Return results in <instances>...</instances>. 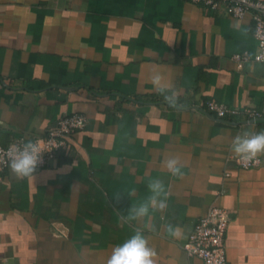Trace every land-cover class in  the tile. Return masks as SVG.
Masks as SVG:
<instances>
[{"label": "crops", "instance_id": "crops-1", "mask_svg": "<svg viewBox=\"0 0 264 264\" xmlns=\"http://www.w3.org/2000/svg\"><path fill=\"white\" fill-rule=\"evenodd\" d=\"M244 51L239 69L232 55ZM256 51L250 13L187 0H0V145L86 117L34 176L0 167V264H107L137 229L154 264H201L181 246L211 205L229 214L228 264H264V154L242 169L232 145L264 131ZM155 73L174 85L175 107ZM211 99L262 115L217 118ZM170 158L182 176L167 170ZM151 179L164 182L166 208L128 221Z\"/></svg>", "mask_w": 264, "mask_h": 264}, {"label": "built area", "instance_id": "built-area-1", "mask_svg": "<svg viewBox=\"0 0 264 264\" xmlns=\"http://www.w3.org/2000/svg\"><path fill=\"white\" fill-rule=\"evenodd\" d=\"M200 3L211 10H221L226 15L240 19L247 13L251 14L253 22V36L257 43V51L252 60L264 68V0H187ZM251 58L244 52L232 55V61L237 68H242L244 63ZM209 112L217 118H226L244 115L247 118H259L261 113L250 107L242 109L228 106L213 99L206 102ZM86 117L81 113H73L59 117L43 136L32 138L20 137L6 146L0 145V167L8 166L9 152L16 146L31 140L37 143L42 155V163L37 170L45 168L55 158L56 154L68 148L70 137L85 126ZM261 163L260 157L246 161L236 157V165L242 169L257 168ZM36 170V171H37ZM229 223V214L226 209L211 205L207 212L194 224L182 250L188 258H195L201 264H228L226 256L225 236Z\"/></svg>", "mask_w": 264, "mask_h": 264}, {"label": "clouds", "instance_id": "clouds-1", "mask_svg": "<svg viewBox=\"0 0 264 264\" xmlns=\"http://www.w3.org/2000/svg\"><path fill=\"white\" fill-rule=\"evenodd\" d=\"M150 82L166 103L173 107L178 104V92L174 85L166 82L160 73L152 75ZM232 145L238 157L251 161L264 154V131L257 133L244 131L234 137ZM42 155L38 144L28 140L9 152L8 166L18 177L34 176L39 164L42 163ZM165 163L170 173L176 176L183 175L178 159L170 158ZM147 188L149 191L147 200L131 205L128 209V221L141 220L149 215L150 209L163 211L166 208L168 193L164 182L160 179H151ZM168 231L177 239L182 236V230L179 227L169 225ZM155 256V249L149 246L148 239L137 229L135 234L122 245H117L112 249L107 264H154Z\"/></svg>", "mask_w": 264, "mask_h": 264}]
</instances>
